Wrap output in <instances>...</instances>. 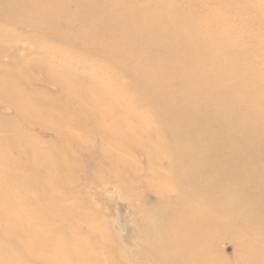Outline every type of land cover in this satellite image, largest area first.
<instances>
[{
  "label": "bare ground",
  "instance_id": "1",
  "mask_svg": "<svg viewBox=\"0 0 264 264\" xmlns=\"http://www.w3.org/2000/svg\"><path fill=\"white\" fill-rule=\"evenodd\" d=\"M156 1L161 10L157 16L151 0H0L4 16L28 5L36 19L22 25L56 29L60 42L69 38L98 43L99 47L90 44L92 50L107 54L116 66L107 68L115 87L99 89L102 70L87 76L88 62L80 68L72 65L40 36L32 57L11 61L16 69L0 77V93L11 87L19 111L38 117L45 97L28 96L15 85L40 67L45 78L69 92L78 113L89 116L107 137L103 145L111 165L114 160L123 162L110 152L125 140L119 137L124 132L119 125L105 126L100 117L109 112L135 120L130 128L137 142H130L151 156L147 167L155 184L144 182L158 196L157 205L149 208L151 223L141 228L146 243L137 247L141 258L152 252L158 255L152 264H231L220 249L228 240L237 263L264 264V51L255 54L247 48L241 28L229 26L248 9L239 8V0H217L213 10L205 7L211 0ZM225 6L230 11L223 10ZM46 17L48 22L55 18L53 27ZM63 25L73 31L68 38L57 28ZM7 41V28L0 25V46ZM79 54L77 58L87 56ZM123 76L128 77L126 83ZM127 84L157 110L159 126L149 124V113L141 116L120 107ZM103 98L118 106L102 107ZM47 119L64 131L79 125L78 115L62 105L51 109ZM162 130L167 131V144L159 136L150 138L156 132L162 136ZM18 138L7 142L17 144ZM22 142L24 154H31L27 165L32 169L18 178V184H24L16 190L5 187V170L0 168V234L16 247L4 250L0 245V264H147L124 250L115 258L101 237L92 242L76 236L78 220H65L66 210L61 214L57 203L52 208V199L41 192L44 184L54 190V157L33 149V140ZM22 157L25 160L22 151L16 158L2 153L0 165L6 169Z\"/></svg>",
  "mask_w": 264,
  "mask_h": 264
},
{
  "label": "rangeland",
  "instance_id": "2",
  "mask_svg": "<svg viewBox=\"0 0 264 264\" xmlns=\"http://www.w3.org/2000/svg\"><path fill=\"white\" fill-rule=\"evenodd\" d=\"M209 2L211 3L205 7L213 10L216 6L214 3L217 0ZM151 3L153 4L152 7L155 8V15H159L161 10H158L157 1L151 0ZM21 6L14 10L15 13H9L7 16H4V12L0 10V25L7 28L8 32L7 43L0 46V77L7 74V71L9 74V72L16 69L15 66L10 64L13 59L32 57L35 39L42 36L49 46L54 49L57 48V56L67 58L72 65L80 68L88 62L89 66L86 67L87 76L92 77L102 70L103 74L100 73L99 75L97 88L105 90L108 86L109 89H113L115 84H112L114 83L113 77L107 72V68L116 66L111 64L107 54L96 53V47H99L98 43H91V40L85 43L69 39L67 36L71 35L69 32L73 31H70L71 27L67 25H63L61 28L57 27L59 32L65 34L68 38L63 39L64 41L61 42L55 38L56 29L52 31L49 28L46 30L44 27L26 26L25 23L22 25L20 22L36 18L32 15L34 12L30 11L31 7L28 9V5H26L27 8H24L23 4ZM239 8L248 9L246 15H244L245 17H238L236 15L238 9H235L234 14L237 18L231 21L229 26L241 28L240 34H243L245 42H248L247 48L253 49L254 53L259 55L261 50L264 51V0H239ZM33 9L35 10V8ZM223 10L230 11L228 6H225ZM47 19L48 17H46ZM53 19L55 18H52L49 22L47 20L46 24L49 27L54 26L51 25L54 23ZM90 44L96 47H93L92 50ZM60 50L63 52H60ZM78 54L87 55V58H77ZM253 60H256L255 57H253ZM43 61L45 60L43 59ZM257 67L263 68L262 66ZM81 71L82 69H78L77 72L80 73ZM29 73V78L17 81L15 87L28 96L34 97L36 94H40L45 97L43 106H41L42 114H38V117L30 118V115H24L19 111L14 104V95L10 91L11 87H3L4 91L0 93V155L8 152L12 158H16L17 152L22 151L23 156H26L24 157L25 160H23V157L19 158L18 163L15 162L16 164L13 165L12 162L11 166L6 169L0 165V168L5 170L4 186L16 190L19 185L24 184H18V178L32 172L31 166L27 165L31 162V154L28 150L26 151L28 154H24L26 148L22 140H33L36 143L33 149L47 150L54 157L52 163V185L54 190H50L51 187L48 184L41 187L40 183L38 186L41 187V192L47 199H52V208L58 204L61 214H63L62 211L66 210L69 215L65 216V220H78V225L73 231L76 236L92 242L101 237V243L112 249L115 258L122 257L124 250L128 256H132L135 260L152 264L153 261H156L158 255L148 252L147 257L141 258L142 250L138 252L137 247L146 245L145 242L142 243L141 228L151 223L153 213L149 208L157 205L158 196L157 193L148 190L144 182L151 183V186L155 184L149 174L150 168L147 167V164H149L147 160L151 159V156L149 157L130 142L131 140L137 142V138L134 137L130 128L131 123H134L135 120L127 117L128 114H125L124 118H119L118 114L110 115L109 112L100 117L105 126L111 124L116 127L119 125L124 132L119 137L125 140L117 149H112L114 151L110 152L113 159L115 156H120L123 162L114 160L111 165L108 161L110 158L107 157V145H103L104 142H107V137L102 134L101 129L95 126L89 116L78 113L76 103L68 96L69 92H65L59 84L57 85L50 79L45 78L40 67L31 69ZM121 81L126 83L128 77L123 76ZM122 90L127 96L125 101L120 102L119 105L120 107L124 105L127 113L135 111L141 116L149 113L148 122L151 126L157 127L162 123L157 110L145 102L144 96L128 84ZM58 105L66 106L70 112L77 114L79 125L64 131L57 124L49 122L47 119L48 113ZM101 106L113 108L118 105L114 100L103 98ZM161 132L162 136L156 132L151 133L150 138L156 139L159 136L167 144L164 140L167 131L162 130ZM17 136L19 137L16 141L18 145L15 142L10 144L7 142L9 138L13 140ZM130 136L132 139L129 138ZM122 139L119 140L122 141ZM166 147L167 145L163 146V148ZM65 162L68 163L67 167ZM45 187L47 188L45 189ZM36 191H38L37 188ZM31 204L29 202L28 206ZM21 208L26 209V206ZM142 208L147 210L144 215L141 214ZM57 216L58 218L61 217V215ZM40 222L44 223V220H40ZM0 245L3 246L4 250L16 249L14 241L5 239L1 234ZM220 249L231 264H240L232 257L233 245L231 242L223 240Z\"/></svg>",
  "mask_w": 264,
  "mask_h": 264
}]
</instances>
